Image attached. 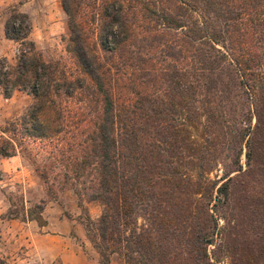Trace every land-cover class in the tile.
<instances>
[{"label": "trees", "instance_id": "obj_1", "mask_svg": "<svg viewBox=\"0 0 264 264\" xmlns=\"http://www.w3.org/2000/svg\"><path fill=\"white\" fill-rule=\"evenodd\" d=\"M60 4L83 76L42 59L26 15L8 18L18 51L0 59V93L32 103L0 128V159L72 129L63 182L80 208L101 205L79 218L100 264H264V0ZM43 207L22 219L43 226Z\"/></svg>", "mask_w": 264, "mask_h": 264}, {"label": "rangeland", "instance_id": "obj_2", "mask_svg": "<svg viewBox=\"0 0 264 264\" xmlns=\"http://www.w3.org/2000/svg\"><path fill=\"white\" fill-rule=\"evenodd\" d=\"M14 13L28 18L29 39L45 62L58 64L73 78L83 76L66 50L69 31L60 0H0V59L13 62L18 51V43L4 34L5 22ZM31 103L32 96L23 90H15L10 98L0 93V128L19 118ZM73 135L72 129L63 134L67 138ZM63 136L58 141L28 140L24 151L0 159V259L4 264H100L79 218L85 213L96 219L101 205L84 200V208H80L75 192L64 185V166L59 161ZM221 168L219 165L211 176L220 174ZM37 169L48 173L55 191L53 198ZM41 200L44 225L22 219L21 212ZM9 209L18 210L19 217L5 218ZM220 263L228 264L224 254ZM108 264L120 263L113 257Z\"/></svg>", "mask_w": 264, "mask_h": 264}]
</instances>
